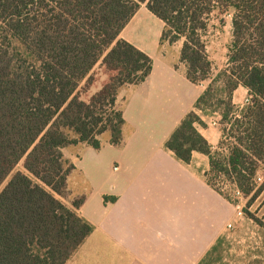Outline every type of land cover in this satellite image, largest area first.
<instances>
[{
    "label": "trees",
    "instance_id": "1",
    "mask_svg": "<svg viewBox=\"0 0 264 264\" xmlns=\"http://www.w3.org/2000/svg\"><path fill=\"white\" fill-rule=\"evenodd\" d=\"M144 5L164 28L159 45L182 42L179 62L193 85L208 81L164 148L190 164L208 159L205 182L229 204L214 180H230L247 199L243 215L264 188V0H0V264H66L93 227L62 195L74 169L63 149L120 146L125 125L118 103L126 86L143 83L153 60L120 33ZM230 17L223 70L212 76L203 36L213 13ZM100 63L106 77L97 83ZM242 87V107L233 94ZM217 114L221 139L213 148L199 129ZM20 165L21 169H17ZM107 197L104 198L106 202Z\"/></svg>",
    "mask_w": 264,
    "mask_h": 264
},
{
    "label": "crops",
    "instance_id": "2",
    "mask_svg": "<svg viewBox=\"0 0 264 264\" xmlns=\"http://www.w3.org/2000/svg\"><path fill=\"white\" fill-rule=\"evenodd\" d=\"M143 20L156 29H144ZM163 28V22L141 5L119 35L153 60L143 83L119 93L125 120L122 144L111 145L104 134L98 151L81 144L62 151L74 169L59 199L70 208L83 199L76 211L93 227L66 264H214L219 261L214 255L225 243L230 244L229 252H253L250 264H264V235L255 234L248 242L237 232L229 233L241 224H233V205L206 184L207 157L194 153L186 165L164 148L203 90L187 81L185 67L181 74L176 71V60L167 58L162 48L150 52L138 42L155 38L157 43ZM238 92L247 97V90L239 87L233 100ZM164 93L169 94L162 103ZM157 100L161 105H152ZM126 103L132 113H126ZM206 124L199 132L215 148L221 132L214 128L211 136ZM148 128H153L152 134Z\"/></svg>",
    "mask_w": 264,
    "mask_h": 264
},
{
    "label": "rangeland",
    "instance_id": "3",
    "mask_svg": "<svg viewBox=\"0 0 264 264\" xmlns=\"http://www.w3.org/2000/svg\"><path fill=\"white\" fill-rule=\"evenodd\" d=\"M142 14L140 13V16ZM144 29H149L153 30L156 29L153 26H150L147 21L143 20L142 24ZM140 31L136 33V35H139ZM203 41L205 42L206 45V53L208 56L209 61L212 64V76L215 77L221 70H223L226 66L227 62V53H228V46L231 41V28H230V17L227 15H220L219 13H213L212 16L210 17L209 20V27L207 29V32L203 36ZM138 42L146 48L148 51L153 52V51H158L160 48H162V53H166V57L169 58L170 60L175 61L176 63L174 64V67L178 73H183L184 72V66L182 63L177 61V58L179 57V50L181 47L182 42H178L170 47L166 46L165 44L163 47L159 46V40L156 42V39L153 38L149 42H144L143 39L138 38ZM94 77L98 80L94 88H92L89 91H81L82 97L86 98L87 95H89L91 92H95L96 89L100 86L101 82L106 79V77L103 75L101 68H100V63H98L94 70L92 71ZM208 81L203 82L201 84L196 85V90H204V88L207 86ZM127 92H124L122 94V97L125 96ZM169 93H164L163 96H161V102L164 103L166 102V99L168 98ZM247 97L245 95L242 96L241 92H238L233 100L234 105L237 108H240L244 105L245 99ZM125 99V98H124ZM120 100L121 102L124 101ZM159 104V100H157L154 104L152 105H157ZM161 105V103L159 104ZM121 106V104H120ZM126 106V113L131 112L132 110H129V105L127 106V103L124 105ZM219 117L217 114L209 117L206 119V122L208 123L209 130H211V133H214L215 129H217L216 132H219L220 125L218 123ZM155 128V127H154ZM151 129L153 128H148L147 132L152 134ZM210 132V131H208ZM141 133H145V131L141 130ZM215 147V146H214ZM216 148V147H215ZM17 169H21L20 165H18ZM260 179V181L258 180ZM264 182V169H260L256 176H255V185L257 187H260L262 183ZM214 183L217 185V187L222 191V193L226 196L231 198L236 206H233L235 210L233 211L234 213V222L233 224L236 225L237 223L241 224V226L238 227V230L236 228L229 229V233L237 232V234L241 235L243 239L249 241L254 240L255 234L259 235H264V227H260L257 224L253 222V220L248 219L243 215L242 209L245 207L247 199L243 197V195L238 191L236 186L230 181L225 178H221L218 180H214ZM239 192V194H237ZM248 211L253 214L263 225H264V188L262 192L260 193L259 197L255 200V202L248 208ZM247 242V244H248ZM246 244V243H244ZM243 245V244H241ZM230 244L225 243L222 251H219L218 254L214 255L213 258L219 259L217 263L214 264H234L236 262H240L243 264H250L251 262H248L249 257L252 256V253L247 254L245 251L242 254H238L235 252H229L230 250ZM224 260V261H223ZM239 264V263H238Z\"/></svg>",
    "mask_w": 264,
    "mask_h": 264
},
{
    "label": "built area",
    "instance_id": "4",
    "mask_svg": "<svg viewBox=\"0 0 264 264\" xmlns=\"http://www.w3.org/2000/svg\"><path fill=\"white\" fill-rule=\"evenodd\" d=\"M260 181V179H258ZM237 194H239V192H237ZM228 228H231V225H228Z\"/></svg>",
    "mask_w": 264,
    "mask_h": 264
}]
</instances>
